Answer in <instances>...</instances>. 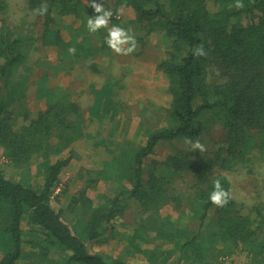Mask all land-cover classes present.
<instances>
[{"label": "trees", "instance_id": "16d2710c", "mask_svg": "<svg viewBox=\"0 0 264 264\" xmlns=\"http://www.w3.org/2000/svg\"><path fill=\"white\" fill-rule=\"evenodd\" d=\"M26 2L27 10L42 21V45L66 51L70 43L50 26L54 14L73 20L66 29L76 45L77 61L87 53L82 44L93 40L89 54L102 51L109 56L106 27L96 32L87 28L88 19L96 16L93 3L110 9L113 15L109 24L118 27L119 10L126 9L132 29L143 31L136 38L140 49L146 42L143 38L160 31L167 47L163 58L155 62V69L167 81L170 103L163 125L148 130L140 146L128 147L125 159L115 158L114 168L107 169L110 172L105 167L102 170L104 178L112 172L120 174L113 177L119 184L114 195L103 196L104 203L93 207L85 191L95 180H85V186L68 203L71 211L83 217L69 222L63 210L52 207V194L72 153L61 156L81 136L79 107L69 91L60 90L44 110L27 115L20 103L26 76L16 73L27 43L10 28L4 17L6 3L0 0V152L19 169L37 163V175L42 177L38 187L10 180L0 170V264H164L152 257L153 253L146 263H132L88 250V242L104 241L113 232L127 202L137 211L135 232L124 235L129 252L134 249L145 255L147 251L135 238L149 242L145 235L151 231L154 240L175 243L178 263L206 264L208 256L240 253L251 264H264V182L248 201L239 204L232 195L224 207H216L209 199L213 181L219 179L231 194V175L240 177L245 170L244 176H251L249 165L264 163V0H241L240 8L236 7L237 0ZM42 5H46L47 13L41 16L36 10ZM210 5H214L212 10ZM198 45L203 46L206 56L194 55ZM95 66L92 63L90 68ZM108 81L112 78L99 91L101 97L107 96ZM107 99L105 112L114 124L118 112L111 98ZM12 105L18 107L19 122L7 114ZM216 126L221 127V137L206 142V134ZM186 137L199 140L205 151L194 152ZM159 148H167L161 160L153 158ZM178 184L184 189L177 188ZM166 205L181 216L194 217L196 227L177 228L160 218L158 212ZM24 224L29 238L24 236Z\"/></svg>", "mask_w": 264, "mask_h": 264}, {"label": "rangeland", "instance_id": "374dc122", "mask_svg": "<svg viewBox=\"0 0 264 264\" xmlns=\"http://www.w3.org/2000/svg\"><path fill=\"white\" fill-rule=\"evenodd\" d=\"M4 1L7 7L4 15L6 21L14 32L24 36V43H27L25 58L16 69V73L19 72L26 76L24 96L20 103L25 106L27 115L32 117L38 111L44 110L49 101L55 100L60 90L69 91L71 100L76 102L79 107L82 118L81 136L63 152L62 158L72 153V159L58 176L52 194V207L55 210H63L67 220L74 223L82 218L83 214L76 210L71 211L68 203L71 196H75L85 186L84 181L95 180L94 186L87 188L85 194L93 207H99L104 203V197H111L117 186L119 187L113 177H119L120 174L112 172L109 178H104L101 174L104 172L102 171L104 167L105 171L110 172L107 169L114 168L112 162L115 158L125 159L129 154L128 147L140 146L143 144L148 130L163 125L170 96L167 92V81L160 72L156 71L155 62L163 58L167 42L162 33L156 31L143 38L146 42H142L144 45L141 46V49L137 42L134 51L127 55L117 54L108 48L109 56H106L102 51L89 54L88 49H92L95 44L93 40L82 44L87 49V53L77 61L74 54L68 51L70 48H74L76 51L71 32L66 29L70 24H73L70 17L54 14V21L50 26L52 30H59L62 33L65 43H70V47L61 52V48L41 44L42 21L41 19L36 20L34 14L27 10L26 0ZM209 7L212 10L214 5ZM118 15L121 17L119 27L126 31L130 30L129 35H133L135 39L143 35V31L140 30L141 32L138 31V33L137 30L132 29L129 22L131 19L128 18L131 16L126 12V9L121 8ZM113 26L118 25L108 23L107 32ZM140 50L142 52L136 54ZM92 63L96 64L94 68H90ZM109 74L122 79L115 90L116 94L112 95L111 99V105L118 112L114 124L110 120L109 113L105 112V104L110 96L101 97L97 94L99 88L106 83L104 80L106 81ZM44 75H46V79H43ZM20 78L16 77L19 81ZM18 88H20L19 85ZM4 93L5 90H2L3 95ZM17 108L15 105L8 107L7 112L9 113L7 114L19 122L22 117L19 118L20 116L17 115ZM111 128L113 129L111 130ZM220 128L219 126L212 127L206 134L208 137L205 138V141L219 139L221 137ZM166 152L167 148H159L153 158L161 160ZM32 163L31 167L25 168L28 171H24L25 169L11 166L0 152V170L8 179L23 181L39 187L42 177L41 174L37 175V163ZM249 166L251 167V176H244L247 172L245 170L241 171L240 177H235L237 175L234 174L230 176L231 195L236 204L248 201L251 198V193L264 182V163L260 165L259 162H255ZM180 185L178 184L177 188ZM180 188L184 189L183 185ZM132 205V202H127L125 213L116 222L113 232L104 241L88 242V250L111 258L120 257L132 263H146L147 256L153 253L152 257H156L161 263L163 261L164 264H188L187 261L178 263L179 253L174 242L166 239L154 240L152 238L154 233L151 231L145 235L149 242H140L141 239L135 238L139 247L142 250L145 249L148 254H141L134 249L129 252L124 235L131 236L136 230L134 220L137 211H132ZM158 215L177 228L182 226L194 229L198 223L192 216H181L169 205L163 206ZM23 230L27 231L25 224ZM24 236L29 238L30 234L26 232ZM205 259L206 264H218L219 261L220 264H251L240 253L231 257H223L221 254L215 255V257L208 256Z\"/></svg>", "mask_w": 264, "mask_h": 264}, {"label": "clouds", "instance_id": "9594fccd", "mask_svg": "<svg viewBox=\"0 0 264 264\" xmlns=\"http://www.w3.org/2000/svg\"><path fill=\"white\" fill-rule=\"evenodd\" d=\"M91 7L94 9L96 16L94 19H88L87 28L89 32H96L101 28L107 27L109 20L113 15L112 11L110 9L105 10L102 4L97 3H93ZM236 7H243L241 0H237ZM36 12L38 15H45L47 13L46 5L39 7ZM129 31L130 30L126 31L118 26H113L108 32V38L106 40L107 46L117 54L127 55L134 51L137 42L133 35H129ZM125 45H128V47H125ZM68 51L72 54L75 53L74 48H70ZM194 55L201 57L206 56L207 53L204 51L202 45H198ZM185 141L191 145L194 152L197 150L199 152L205 151V146L200 143L199 140L192 141L190 137H186ZM209 199L216 207H224L231 199V194L223 188L220 180L217 179L213 181V191L211 192Z\"/></svg>", "mask_w": 264, "mask_h": 264}, {"label": "crops", "instance_id": "0c3cea01", "mask_svg": "<svg viewBox=\"0 0 264 264\" xmlns=\"http://www.w3.org/2000/svg\"><path fill=\"white\" fill-rule=\"evenodd\" d=\"M108 78H112V81L109 82L110 83V87L109 89H107V96H110L109 98H113L112 95L116 94L115 93V90L118 88L119 84H120V80H122L121 78H118V77H115L114 75L112 76L111 74H109L107 77H106V81ZM104 80V82H106ZM102 86L99 88V90L97 91L98 95L99 94V91L101 90ZM110 93V94H109Z\"/></svg>", "mask_w": 264, "mask_h": 264}]
</instances>
